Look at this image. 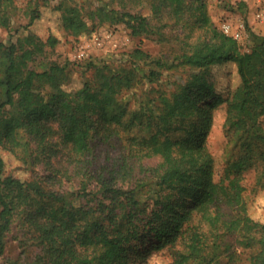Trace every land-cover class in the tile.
Masks as SVG:
<instances>
[{
    "label": "trees",
    "instance_id": "trees-1",
    "mask_svg": "<svg viewBox=\"0 0 264 264\" xmlns=\"http://www.w3.org/2000/svg\"><path fill=\"white\" fill-rule=\"evenodd\" d=\"M44 1L63 34L49 29L43 38L31 29L42 11L34 7L12 30L15 39L0 42V148L28 174L6 173L0 152V253L14 222L20 245L35 246L30 258L7 264H145L154 253L170 257L167 264H219L231 247L222 249L224 235L250 250L248 264H264V221L250 215L244 182L252 170V190L264 189V32L246 23L242 41L224 33L205 0H129L147 14L101 0L88 8ZM237 7L247 11L243 0ZM13 8V0H0V26L10 28ZM150 19L169 29L158 30L159 39L178 42L172 58L136 46L128 66L89 60L92 74L78 85L65 64L30 65L63 35L91 37L96 26L117 22L147 35L155 31ZM143 60L188 72L165 89L156 83L159 68L139 75ZM223 63L236 76L225 92L211 71ZM142 77L148 86L131 107L124 93ZM221 103L237 154L217 170L206 137Z\"/></svg>",
    "mask_w": 264,
    "mask_h": 264
},
{
    "label": "rangeland",
    "instance_id": "rangeland-1",
    "mask_svg": "<svg viewBox=\"0 0 264 264\" xmlns=\"http://www.w3.org/2000/svg\"><path fill=\"white\" fill-rule=\"evenodd\" d=\"M51 4L62 2L64 4H72L74 0H48ZM123 10H130L132 12L140 11L143 14H147L148 10L145 7H140L129 0H101ZM233 6L229 9L223 5V0H205L207 11L211 20L215 25L220 27V23L224 20L229 21L234 28L239 27L240 23L243 27H240V40L246 35L245 24L247 23L251 30L263 33L264 21H258L254 18L253 12L256 8L257 0H243L247 4V11L243 13L237 7V1L239 0H226ZM77 2L83 7L88 8L97 4L98 0H77ZM14 8L12 10V22L10 28H4L0 26V42L7 45L9 41L14 40L15 36H10L12 30L26 24L29 21V14L31 9L39 7L41 16L39 19L31 25L39 36L46 37L47 32L51 29L55 33L63 34L59 28V16L58 12L53 10L49 6L43 5L44 0H13ZM250 3V5H249ZM151 20V19H150ZM90 23V20H88ZM154 26V32L147 35L134 36L130 33V29L126 27L123 22L117 23H103L96 26V32L91 37H73L71 35H63L61 42L57 43L54 48L46 47L45 53L37 55L34 60L30 62V65L36 69H42L51 60H55L60 64H65L67 69L71 71L72 83L74 85L79 84L80 78L90 76L92 69L87 68V62L91 59L104 60L111 65H131V59L129 53L131 49L136 46L143 48V50L150 53L153 58H161L163 60L172 58L174 53L178 50V42L174 39H159L161 32H168L167 27H159V22L154 19L151 20ZM245 48V46H244ZM3 50V47H1ZM80 52H84L82 56H79ZM3 53L0 51V63L2 61ZM145 61H138L136 64L140 66L139 75H142L143 70L147 71L150 66L159 68L162 73L161 77L156 81L160 83L163 88H171V82L173 80H180L188 72L187 66H178L173 68H165L157 66L154 63H144ZM211 71L216 80L217 87L226 91L228 81L231 84H235L236 76L234 65L232 63L215 64L212 66ZM146 78L139 79L131 91L128 90L124 95H128L130 98V106H134V97L145 91L147 84ZM225 116V104L221 103L213 110V119L210 129L206 137V143L209 150L215 157L216 169L220 170L223 166V161L228 155L237 154V145L232 141H228L223 128V121ZM261 123L264 127V116L261 117ZM0 152L5 159V172L14 176L25 177L27 172L22 168L20 161L15 156L2 150ZM244 182L246 184L245 198L249 206L250 215L258 220L264 221V189L258 192L252 190L254 183V171L250 170L245 173ZM20 228L16 222L12 225L10 231L7 232L5 237L4 251L0 253V264H7V258H30L35 252V246L24 244L22 247L19 243ZM234 235H224L222 237V249L225 242L231 243L229 251H223L219 257V264H226L229 260V264H248V255L250 250L248 248L240 247L235 243ZM23 253L20 254V252ZM229 254L231 258L228 257ZM170 257L164 254L154 253L149 256V259L145 264H167ZM190 264H201L198 262H192Z\"/></svg>",
    "mask_w": 264,
    "mask_h": 264
},
{
    "label": "built area",
    "instance_id": "built-area-1",
    "mask_svg": "<svg viewBox=\"0 0 264 264\" xmlns=\"http://www.w3.org/2000/svg\"><path fill=\"white\" fill-rule=\"evenodd\" d=\"M253 16L258 21H264V0H257ZM240 27H243V24L240 23L239 27L234 28L232 24L227 20H224L220 23V28L224 33L232 35L238 39L241 36ZM83 53L84 52H80L79 56H82Z\"/></svg>",
    "mask_w": 264,
    "mask_h": 264
},
{
    "label": "crops",
    "instance_id": "crops-1",
    "mask_svg": "<svg viewBox=\"0 0 264 264\" xmlns=\"http://www.w3.org/2000/svg\"><path fill=\"white\" fill-rule=\"evenodd\" d=\"M249 5H250V3H249Z\"/></svg>",
    "mask_w": 264,
    "mask_h": 264
}]
</instances>
